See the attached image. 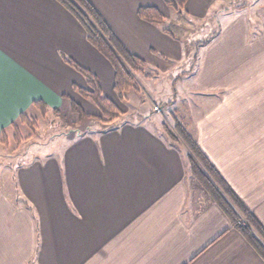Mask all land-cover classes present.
<instances>
[{"label": "crops", "instance_id": "1", "mask_svg": "<svg viewBox=\"0 0 264 264\" xmlns=\"http://www.w3.org/2000/svg\"><path fill=\"white\" fill-rule=\"evenodd\" d=\"M89 1L146 66L165 71L184 57L180 42L137 14L153 6L173 17L163 0ZM237 2H185L188 25L213 13L227 19L175 79L192 75L215 94L189 134L264 229V3ZM67 60L117 105L110 62L69 10L56 0H0V136L37 101L48 111L74 101L97 116L74 90L87 84ZM177 88L158 103L180 122ZM121 112L114 125L89 126L56 155L20 165L17 200L0 185V264H264L213 200L193 201L184 150L151 113Z\"/></svg>", "mask_w": 264, "mask_h": 264}, {"label": "rangeland", "instance_id": "2", "mask_svg": "<svg viewBox=\"0 0 264 264\" xmlns=\"http://www.w3.org/2000/svg\"><path fill=\"white\" fill-rule=\"evenodd\" d=\"M249 1L250 4L264 3V0ZM237 3H242V0H239ZM167 8L169 15L173 17H167L163 24L159 25L162 30L165 29L167 31L165 33L181 43L184 57L180 59V63L177 60L173 61L169 59L172 66L165 71L156 69L151 65H147L145 68L138 67L132 72V75L139 90H129L126 93L125 99L121 101L118 98L119 102L115 105L118 107L120 113H122V109L130 113L135 108L141 114L144 112L151 113L150 110H152L155 112L151 113L153 121L158 125H162L161 130L164 137L170 143H176V145L179 144L182 147L181 139L178 142L177 139L172 140L167 135V129L174 136L178 135L174 131V122L176 120H174L175 118L172 114L167 113L168 110L163 111L158 102H165L173 97L179 91L177 87H180V95L179 98H176L175 106L178 109L180 121L186 131L194 135L198 120L204 116V113L210 108L211 103L217 99L215 94L210 95L204 91H199L192 81V75L187 77L184 74H180V79H175L176 75H179L176 68L179 64L180 72L190 68L192 54L198 52V55L201 52L200 43L212 36L213 32L220 27V23L224 20L223 18L226 17L219 15L217 20L215 18L216 14L213 13L210 16L190 18L191 24L188 25L183 19L185 15H180L171 6H167ZM175 17H179L180 22L174 20ZM170 78L174 80L173 87H171L170 80H168ZM89 103L92 104L90 101ZM154 106H158L160 110H154ZM94 107L97 109L96 106ZM96 113L97 116L87 114L86 112L80 115L78 111L71 110L69 102H64L60 111H48L47 109H40L34 106L32 110L25 113L29 118L28 122L21 123L18 120L15 123L16 127L10 126L6 130V137L0 140V185L6 193L17 200L19 191L16 172L23 163L26 165L39 157L42 159L47 155H56L68 145L71 137L73 138L79 132L85 131L89 126H95V124H98L100 128L106 127L109 124V126H112L120 118L119 116L112 120H106L98 109ZM189 177L191 180L190 196L193 201H196L197 205L198 203L202 205L207 199H211L204 186L198 182L190 170L187 177L188 182ZM229 203L232 205L231 202ZM240 217L241 221L246 223L245 217L243 215H240ZM258 239L264 245L261 238L258 237Z\"/></svg>", "mask_w": 264, "mask_h": 264}, {"label": "trees", "instance_id": "3", "mask_svg": "<svg viewBox=\"0 0 264 264\" xmlns=\"http://www.w3.org/2000/svg\"><path fill=\"white\" fill-rule=\"evenodd\" d=\"M56 1L62 4L74 15L84 28L88 41L110 62L114 71L113 88L117 97L122 101L125 99L126 93L129 90H139V87L134 81L132 72L138 67L145 68V62L124 48L93 4L89 0ZM163 1L166 6H171L180 13V15H185L184 4L187 0ZM137 14L141 19L158 25L163 24L165 20L164 15L153 6L140 7L137 10ZM163 31L167 32L165 29H163ZM204 43H207V41H203L200 44ZM196 54V52L192 54V61L196 59ZM67 61L82 74L87 84V88L75 87L74 90L82 98L89 100L94 106H96L106 120H112L121 116L122 113H120L115 103L102 94L96 76L74 62L70 60ZM70 105L71 110L78 111L80 115L85 114L82 107L76 102L71 101ZM34 106L40 109H46V106L40 101L34 102ZM18 120L19 122L24 123L28 122L29 118L25 113H20L16 121ZM16 121L11 123V127L15 126ZM109 125H106L105 128L110 127ZM166 131L167 135L172 140L177 139L179 142L181 139L182 147L179 144L176 145V143L171 144L180 146V148L184 150L185 161L191 174L200 184H202V186H204L211 199L229 217L233 226L264 258V245L258 239V237H260L264 242L263 227L218 174L197 144L196 140L186 131L181 121L174 122V131H176L178 135L174 136V134L168 129ZM177 136L179 137L177 138ZM5 137L6 132L3 130L1 132L0 140ZM228 201L231 202L232 205ZM240 215L245 217L246 223L241 221Z\"/></svg>", "mask_w": 264, "mask_h": 264}, {"label": "built area", "instance_id": "4", "mask_svg": "<svg viewBox=\"0 0 264 264\" xmlns=\"http://www.w3.org/2000/svg\"><path fill=\"white\" fill-rule=\"evenodd\" d=\"M154 110H160L158 106H154Z\"/></svg>", "mask_w": 264, "mask_h": 264}]
</instances>
